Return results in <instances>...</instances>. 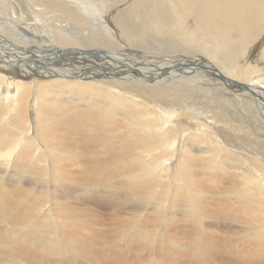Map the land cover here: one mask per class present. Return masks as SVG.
Returning <instances> with one entry per match:
<instances>
[{
  "label": "bare ground",
  "instance_id": "bare-ground-1",
  "mask_svg": "<svg viewBox=\"0 0 264 264\" xmlns=\"http://www.w3.org/2000/svg\"><path fill=\"white\" fill-rule=\"evenodd\" d=\"M244 134L252 135L248 142ZM260 134L264 0H0V166L20 165L21 171L30 163L41 183L45 179L40 192L30 187L45 198L24 205L26 212L16 210L18 203L13 217L8 213L0 220L25 229L36 217L55 219L53 228L41 225V232L47 227L43 234L56 235L71 260L85 259L103 240L130 248L143 240L148 245L152 226L167 242L168 224L173 247L185 252L188 242L198 243L202 253L193 254L204 262L259 264L264 260ZM197 160L203 169L194 168ZM61 173L69 176L65 209L51 203V178L59 181ZM94 175L108 180L114 175L125 184L118 194L110 190L120 198L112 230L102 226V215L77 207L85 201L82 195H72ZM19 192L25 194L21 186ZM146 193L150 196L141 197ZM178 196L185 198L184 219L162 212L174 208ZM128 206L142 210L139 219L123 218ZM149 211L160 219L152 222ZM88 217L92 241L84 235ZM185 223L195 225L186 231L194 234L187 243L180 234ZM218 227L228 231L225 244L215 238ZM23 229L5 238H17L28 256L41 260L31 243L24 244L28 238L41 242L40 233ZM225 250L231 254L223 256Z\"/></svg>",
  "mask_w": 264,
  "mask_h": 264
},
{
  "label": "rangeland",
  "instance_id": "rangeland-1",
  "mask_svg": "<svg viewBox=\"0 0 264 264\" xmlns=\"http://www.w3.org/2000/svg\"><path fill=\"white\" fill-rule=\"evenodd\" d=\"M199 66L201 68L206 67L205 64H203V63H199ZM192 73H194V71H192ZM185 74H187V73H185ZM248 91H250V90H247V92ZM249 94H251V93H249ZM198 100L201 101L202 103L203 102L204 103L207 102L206 99H201V97H198ZM198 105H199V107L202 106V104L201 105L198 104ZM244 136H245L244 138H245L246 142H248L252 135L248 136V134L247 135L244 134ZM262 136L263 135H261V134L259 135V138H260L261 142L260 143L257 142L256 144H258L257 148L261 147V151L264 152V145H263L264 144V142H263L264 141V136L263 137ZM246 137L247 138L249 137V138L247 139ZM245 140H244V142H245ZM49 163L50 162H46L45 164H49ZM55 164H57V163H55ZM194 164H195L194 168L203 169L202 166H201L203 164V161L199 163V161L197 160L196 162H194ZM3 165H4V167H3ZM10 165H13V164H9V165L8 164H2V166H0V181H2V182L4 181L3 183L0 182L1 183L0 184V196L3 198V200L0 202V216H5V215H8V213H9L10 217H13L14 216L13 208H16L18 203H20L21 206H18L16 210L20 211L22 209L23 212H26V210L27 211L29 210V207L28 206L24 207V205H27L29 202H36L37 203V196H40V195H43V197L45 198V194L44 193H42V194L38 193L41 190H43L42 187L44 186L45 179H42L44 182L41 183L40 178H38V176H37L38 175L37 172L29 170L30 169L29 167H31L30 163L28 164V166H25L24 169L22 168L21 171H18V169L20 168V165H18V166L13 165V166H11V168H10ZM68 169L72 170V166H69ZM6 170L7 171L9 170L8 173H7ZM56 170L60 171L59 169H56ZM32 172L35 173V174H31ZM137 173H138V171H136V174ZM60 175H61L62 178L59 181H54L51 178V180L53 182V185L51 187V189H52V197L54 198V201H52L51 203L53 205H56L57 208H60V207L62 208L63 207L65 209V204H67V201H65V200L68 197V192L66 193L65 188L68 189V187H69V186L66 185L68 183V181H65V179L69 178V176L66 173H61ZM64 177H66V178H64ZM94 177L95 178H94V180L92 181L91 184H88L86 181H84V186L86 188L84 190V192H85L84 195H83V190L80 191V189H82L84 187L83 185H81L82 187H79V186L76 187L77 185H74L73 187L74 188L76 187L75 189L77 190V192H76V190H74L75 194L73 193L72 195H74V196L75 195H77V196H81L82 195L81 197L85 198V201L83 199L82 201H84V203L81 204V205L77 204V207H79V206H81L83 208H87L88 207L91 210H93L94 212H96L98 215H102V217L100 219L105 220L102 223V226L105 227L106 229H111L112 230V227L115 228L114 225L116 223L115 222L116 215L113 216V213L116 212V211H114V204L117 203V202H120V198L111 196V191H114V192H116L118 194V190L124 188L125 184L123 185L122 183H117L116 176H114V175H112L109 178V180L105 176L96 177L94 175ZM52 182L50 181V183H52ZM54 182H56V184H57V182H59V183L56 186H54ZM225 184L229 185L230 183H228V180H225ZM1 185H3V186H1ZM19 186H21L23 192H25L24 195L21 194V192H19ZM30 187L33 188V189L36 188V190L38 192L35 191L36 192L35 193ZM26 188H27V191H26ZM28 188H29V190L31 189L30 190L31 193L28 191ZM4 189L5 190L7 189V190L5 191ZM193 190H194L195 195H197L201 189L199 187V188H195ZM209 190H211V188ZM68 191H69V189H68ZM4 192H6V193H4ZM7 192L11 195L9 198L7 197L8 196ZM3 193L5 194V196H4ZM19 193H20V195H22L23 199H20ZM206 193L207 192L203 190V195H205ZM210 193L211 192H209L208 194H210ZM143 196L144 197H149L150 194L146 193L145 195H141V197H143ZM210 196L211 195L208 196L209 197L207 199L208 201H211L210 200V198H211ZM180 197H181V199H180ZM182 198H184V197L183 196H178L177 198H174V202H175L176 206L174 208L168 206L169 208L166 207L164 209V211H162V212L163 213L164 212H167V213L169 212L171 215H175L176 213H178V217H180V218L183 217V219H184V216L181 215V214L185 213L184 209H182V208H184L182 206V204H184L183 203L184 201H182V200H184L185 198L184 199H182ZM3 201H5L6 203L3 202ZM103 202H105V203L103 204ZM121 202H123V201H121ZM9 205H10V207H9ZM60 205H62V206H60ZM194 206L197 207V204H194ZM23 207H24V209H23ZM88 208H87V210H89ZM194 209H196V208H194ZM122 210L123 211H122L121 215L123 216V218H124V216H127V217H132V218L139 219V216H140V214L142 212V210L131 209L130 206H128L125 209L122 208ZM198 210L202 211L199 208H198ZM209 210H210L209 213H211V208ZM53 213H54V216H56L54 209H53ZM126 213H128V214H126ZM149 213H151L150 217L151 216L153 217V218H151L152 222H153V219H156V221L158 219H160L159 214L156 215V213L152 212V211H149L147 214L149 215ZM23 215L25 216V213ZM38 219L39 218L36 217L33 221H31V224L25 225L26 226L25 229H23V227L19 224L20 222L19 223H15V221H14L13 223L16 225V228L18 227V228L23 229L22 230L23 233L26 231V229L28 230L27 232L30 231L32 233H37V234L40 233L39 237L41 238V242L37 241V240H35L34 242H31L29 240V238H28L27 239L28 242L24 241V244H26V243L30 244L31 243L30 245L28 244L29 247L32 250H34L36 248V252L37 253H35V254L36 255L39 254V256H41L42 259L41 260L36 259V258L33 259L32 255H29L30 256L29 257L27 252H25L23 249H21L20 244H19L20 240H18L17 238H16L15 242L9 240L8 238H5L6 233L8 231H12V232H9V233H11L13 236H18V235H17V232L15 230L16 229L15 225H12L10 220H6V221H1L0 220V234L2 235L0 237V264H84V263L85 264H139V263L140 264H155L156 261L158 262V264H184V263L185 264H193V263L194 264H198V263L199 264H204V263L205 264H213V263H211V261H208V260L207 261L205 260V262H204V261L201 260V258L199 256L196 257L193 254V251L194 252L198 251V252L202 253L203 246L199 245L201 247V249H200V248L197 247L198 243L197 244H195V243H190L189 244V242L187 243L189 238L192 239L194 234H193V236H191V233H189V232L186 233V231H190L193 228L195 229V225L194 224H190V223L183 224V225H185V226H183V229H184L183 232L184 233L183 232L180 233V234H182L183 238L186 237L185 241H186V243L188 245H190V247H188L187 250L185 251L186 254H185V252L180 250V249H182L181 247H179V248L178 247L177 248L173 247L174 244H173L171 236L169 235L170 234V230H169V228H167V227H169V225L167 224V226L165 225L166 226L165 227V232L168 235V237L166 238L167 242H162V238L163 237L158 236V234H155L157 232V229H155L156 226H155V228L152 226L151 230L150 231L148 230V233H150V235L148 234V236H147V238L149 239V242H150V243L147 242L148 245L146 244V241L143 240V242H144L143 244L140 243V244H137V246L133 245V247L130 248L132 245L131 246L129 245L130 247L125 245V247H124V245H122L121 242H119V245H117V244H114V243H110V241H108L109 243H105L104 244L103 243L104 240H103L101 242H95L96 243V247H94V250H92L90 253L88 252V254H85V256L87 255V257L85 259H80V257H79V258H76L74 260H71L70 258H68L70 256V253L68 252V248L65 245L62 247V242L55 241L57 239L56 235L50 234V233L47 234V235L44 233L45 234L44 235L43 232L47 231V227H44V231L41 232L42 229H43V226H41V225H45V226L49 225L48 226L49 228H53V226H54L53 224H55V219H52V218L48 219L47 222L46 221L43 222L42 220H38ZM88 219H89V217H88ZM88 219L85 220V222H84L86 227H87L84 230V235L89 236L90 239L88 237L87 240L92 241V235H93L92 231H94V230H93V225H91V223H88V221H91V219H89V220ZM19 221H20V218H19ZM223 224L225 226V223H223ZM97 226H100V225H97ZM119 228L120 227H118L117 230H119ZM162 228H163V226L161 227V229L159 231V234L162 233L161 232ZM218 228L221 229V230L219 229L220 230V234H219V236H215V238L217 237V239L219 241L222 238L223 244H225V240L228 237V234H226V233L228 231H227V229H225L223 227H218ZM211 229L212 230H217L214 227L209 228V230H211ZM206 230L208 231V228ZM42 236H44V239L42 238ZM102 237H104L103 234H102ZM113 237H114V239H116L114 233H113ZM156 239H158V240H156ZM168 239L171 240V241H169ZM194 240H195V238L193 239V242H194ZM218 240H217V242H219ZM156 241H159V242H156ZM93 242H94V240H93ZM153 242H156V243L151 245ZM38 243H43V244H38ZM162 243L164 245H162ZM168 243H171V245L168 244ZM60 245L62 247L61 250H58V249L56 250L55 246L60 247ZM112 245H113V247H112ZM185 246L186 245H184V247ZM223 246H224L223 249H225V245H223ZM162 247H164V248H162ZM40 248H41V251H40ZM97 248L100 249L101 251H105L106 254H104V253L101 254L100 251H98V250L95 251V249H97ZM127 248H129V249H127ZM196 249H198V250H196ZM79 251H80V247H79ZM228 254H231V252H228L227 250H225V253H224L223 256L226 257V255H228ZM171 255H172V258H171ZM167 256H170L171 259L169 257H167ZM178 256H179V258H178ZM113 257H114V259H113ZM68 259H69V261H68ZM86 259H87V261H86ZM222 264H223V262H222ZM259 264H264V260H261V262Z\"/></svg>",
  "mask_w": 264,
  "mask_h": 264
}]
</instances>
